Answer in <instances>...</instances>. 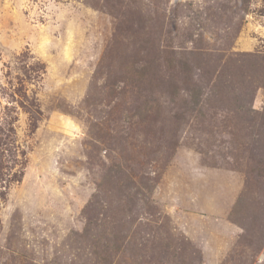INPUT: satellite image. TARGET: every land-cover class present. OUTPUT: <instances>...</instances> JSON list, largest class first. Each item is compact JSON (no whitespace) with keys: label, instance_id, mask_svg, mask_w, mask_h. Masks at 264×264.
Segmentation results:
<instances>
[{"label":"rangeland","instance_id":"rangeland-1","mask_svg":"<svg viewBox=\"0 0 264 264\" xmlns=\"http://www.w3.org/2000/svg\"><path fill=\"white\" fill-rule=\"evenodd\" d=\"M0 264H264V0H0Z\"/></svg>","mask_w":264,"mask_h":264}]
</instances>
